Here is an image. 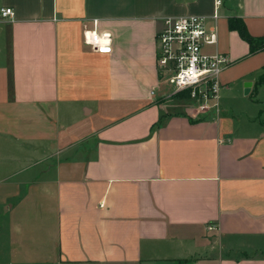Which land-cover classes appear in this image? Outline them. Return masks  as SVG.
I'll return each instance as SVG.
<instances>
[{
    "label": "crops",
    "instance_id": "obj_1",
    "mask_svg": "<svg viewBox=\"0 0 264 264\" xmlns=\"http://www.w3.org/2000/svg\"><path fill=\"white\" fill-rule=\"evenodd\" d=\"M1 7L0 264H264V50L229 27L264 36V0ZM189 14L229 58L208 110L156 66L163 19Z\"/></svg>",
    "mask_w": 264,
    "mask_h": 264
},
{
    "label": "built area",
    "instance_id": "obj_2",
    "mask_svg": "<svg viewBox=\"0 0 264 264\" xmlns=\"http://www.w3.org/2000/svg\"><path fill=\"white\" fill-rule=\"evenodd\" d=\"M0 13L5 18H13L15 10L1 7ZM85 40L95 51L109 53L112 49L110 33L88 30ZM218 40L217 29L209 28L206 18L195 14L165 17L155 37L159 74L177 91L187 92L203 110L217 105L223 87L221 74L229 65L225 53L205 50Z\"/></svg>",
    "mask_w": 264,
    "mask_h": 264
},
{
    "label": "trees",
    "instance_id": "obj_3",
    "mask_svg": "<svg viewBox=\"0 0 264 264\" xmlns=\"http://www.w3.org/2000/svg\"><path fill=\"white\" fill-rule=\"evenodd\" d=\"M229 27L231 30H237L241 37L249 43V54L253 55L261 50H264V36H253L247 29L244 20L240 17H231L229 19ZM257 84H264V75L260 78ZM183 94L187 95V92Z\"/></svg>",
    "mask_w": 264,
    "mask_h": 264
},
{
    "label": "rangeland",
    "instance_id": "obj_4",
    "mask_svg": "<svg viewBox=\"0 0 264 264\" xmlns=\"http://www.w3.org/2000/svg\"><path fill=\"white\" fill-rule=\"evenodd\" d=\"M4 228H5L4 217H1V213H0V243L2 244L5 243L4 233L2 234V231H4Z\"/></svg>",
    "mask_w": 264,
    "mask_h": 264
}]
</instances>
